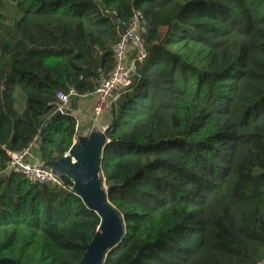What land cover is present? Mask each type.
<instances>
[{"label": "trees", "instance_id": "1", "mask_svg": "<svg viewBox=\"0 0 264 264\" xmlns=\"http://www.w3.org/2000/svg\"><path fill=\"white\" fill-rule=\"evenodd\" d=\"M136 12L147 58L116 93L101 164L127 230L105 264L264 260V0H0V259L82 260L101 217L8 172L9 152L34 142L50 168L70 151L77 98ZM59 92L73 107L57 114Z\"/></svg>", "mask_w": 264, "mask_h": 264}, {"label": "water", "instance_id": "2", "mask_svg": "<svg viewBox=\"0 0 264 264\" xmlns=\"http://www.w3.org/2000/svg\"><path fill=\"white\" fill-rule=\"evenodd\" d=\"M115 115L113 105V120L105 131L91 141H75L70 151L50 167L60 176L64 186L71 188L89 209L101 217V223L91 242L86 245V252L79 264H105L108 254L124 239L127 230L123 217L109 200L101 170L102 157L109 142L108 133L116 122ZM0 264L17 263L12 258L3 257Z\"/></svg>", "mask_w": 264, "mask_h": 264}, {"label": "built area", "instance_id": "3", "mask_svg": "<svg viewBox=\"0 0 264 264\" xmlns=\"http://www.w3.org/2000/svg\"><path fill=\"white\" fill-rule=\"evenodd\" d=\"M142 24L143 17L140 12H136L129 22L124 34L113 46L115 66L108 75L101 77L100 84L94 93L97 96V102L94 106L96 115H99L105 109V104L111 99L115 100L117 97L116 93L119 90L131 84L132 74L136 69L137 63L143 62L147 58L145 42L142 36ZM57 96L61 100V103L58 105V111L61 113L68 112L71 101L70 95L59 92ZM80 126V122L77 119V132ZM36 139L37 137L35 140ZM107 141H110V139L107 138ZM33 149L34 142H31L28 147L23 150L9 152L11 161L8 172L11 171L21 174L32 182L64 186L59 175L49 168L40 166L32 158ZM257 264H264V260Z\"/></svg>", "mask_w": 264, "mask_h": 264}, {"label": "crops", "instance_id": "4", "mask_svg": "<svg viewBox=\"0 0 264 264\" xmlns=\"http://www.w3.org/2000/svg\"><path fill=\"white\" fill-rule=\"evenodd\" d=\"M76 105H74V109H72L73 113L76 115L78 121L81 123L82 129L79 128L82 131L77 132V137L75 138V141H79L81 143H85L88 141L93 140L94 136L91 137L93 132H91V125L89 122L90 119L93 120L95 111H94V106L97 102V96L96 94L93 95H86V96H81L77 98ZM113 105L115 106V102L107 107L102 111V114L95 119V123H97V129L96 133L98 134L99 130H102L103 128L106 129L113 120ZM73 107L72 102L70 101L69 104V109ZM89 118V119H88ZM100 119V120H99ZM85 129V130H83ZM103 132V131H102ZM32 158L36 162H40L39 157L35 154L33 151Z\"/></svg>", "mask_w": 264, "mask_h": 264}, {"label": "rangeland", "instance_id": "5", "mask_svg": "<svg viewBox=\"0 0 264 264\" xmlns=\"http://www.w3.org/2000/svg\"><path fill=\"white\" fill-rule=\"evenodd\" d=\"M115 100H116V98H115ZM114 99H111L108 103H106L105 104V107H107V106H109V105H111V104H113L114 103V101H115ZM101 114H102V112H101ZM100 114V115H101ZM99 115H96V114H94V117H91V118H93V120L92 119H90L89 120V122L88 123H90V127H91V132H93V134L91 135V137H95V136H97V135H100L101 133H102V131H105L106 129H102V130H99L98 131V134L96 133L97 131H96V129H97V123H95V121H94V118L96 119L97 117H98ZM89 119V118H88ZM100 120V119H99ZM80 125H81V123H80ZM80 128L82 129V126H80ZM83 130H85V129H83ZM79 131H82V130H80L79 129ZM94 139V138H93ZM40 166H41V164L39 163V162H37ZM50 169V168H49ZM50 170H52L53 172H54V170L53 169H50Z\"/></svg>", "mask_w": 264, "mask_h": 264}]
</instances>
